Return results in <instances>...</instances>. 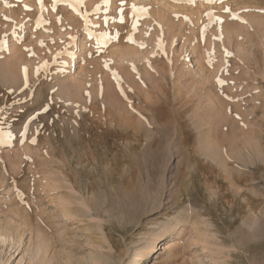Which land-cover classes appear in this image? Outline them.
I'll return each mask as SVG.
<instances>
[{"label": "rangeland", "instance_id": "1", "mask_svg": "<svg viewBox=\"0 0 264 264\" xmlns=\"http://www.w3.org/2000/svg\"><path fill=\"white\" fill-rule=\"evenodd\" d=\"M52 4L0 0V264H264V0Z\"/></svg>", "mask_w": 264, "mask_h": 264}, {"label": "snow or ice", "instance_id": "2", "mask_svg": "<svg viewBox=\"0 0 264 264\" xmlns=\"http://www.w3.org/2000/svg\"><path fill=\"white\" fill-rule=\"evenodd\" d=\"M37 2L40 4L41 11H43L44 10L43 0H37ZM60 2H61V0H53V4H52L53 11L55 10L56 4L60 3ZM63 2L68 3L69 7H73V8H75L76 5H82L83 4V0H63ZM173 2L174 3H176V2H187V3L191 4V3H194V0H173ZM207 2L215 3V2H217V0H207ZM220 2H222V0H220ZM104 3L107 4L108 0H104ZM121 11H122V9H121ZM147 11H148V8H146V7H137L135 4L132 5V13H133V17H134V19L132 20L133 30H135L138 27L137 21L139 19V15L146 13ZM225 11H229V9L225 8ZM86 15L87 14H85V23H87ZM207 15H211V13H207ZM41 20H42V18H41ZM41 20L37 21V25H36L37 27L40 26ZM121 20H123V17H121ZM91 35H92V33H89V36H91ZM109 39H111V38L108 36L107 32L100 33L98 36V39H97V43H96L97 50H100L102 47H106L105 42ZM128 40L132 41V37L129 36ZM141 47H144V45H141ZM57 55H59V53ZM68 55L72 56L74 54L70 52V53H68ZM23 71L26 73L27 69L25 68V69H23ZM218 82L220 84L225 83V81H222V80H218ZM33 119H34V117H33ZM25 130H26V126H25ZM7 137L9 139H11V133L10 132L7 133ZM33 143H35V141H33Z\"/></svg>", "mask_w": 264, "mask_h": 264}, {"label": "bare ground", "instance_id": "3", "mask_svg": "<svg viewBox=\"0 0 264 264\" xmlns=\"http://www.w3.org/2000/svg\"><path fill=\"white\" fill-rule=\"evenodd\" d=\"M193 52H194V49L192 50ZM142 110V109H141ZM140 111V110H139ZM154 113V112H153ZM133 115V114H132ZM152 115V114H151ZM131 116V115H130ZM139 117V116H138ZM125 118V117H124ZM137 118V117H136ZM127 119V118H126ZM138 119V118H137ZM151 119V118H150ZM130 119H128V121H129ZM143 120V119H142ZM141 121V120H140ZM152 121V120H151ZM110 122H112V121H110ZM136 123V122H135ZM139 123V122H138ZM140 123H142V122H140ZM143 124V123H142ZM118 126V125H117ZM139 126H141L140 124H139ZM181 127V126H180ZM109 128V127H108ZM145 128V127H144ZM148 130V129H147ZM136 131V130H135ZM138 131V130H137ZM175 131V130H174ZM173 131V132H174ZM122 132V131H121ZM151 132V131H150ZM134 134V133H133ZM140 134V133H139ZM131 136V135H130ZM133 136V135H132ZM120 137V136H119ZM137 137V136H136ZM159 138V137H158ZM179 138V137H178ZM183 138V137H182ZM108 139V138H107ZM133 140V139H132ZM146 140V139H145ZM159 140V139H158ZM160 141V140H159ZM182 142V141H181ZM94 144V143H93ZM146 145V144H145ZM149 145H150V143H149ZM95 146V145H94ZM98 146H100V145H98ZM101 147V146H100ZM148 148V147H147ZM146 150V149H145ZM128 151V150H127ZM147 153V152H146ZM137 154V153H136ZM96 155V154H95ZM135 155V154H134ZM97 156V155H96ZM101 157H102V155H100ZM211 156V155H210ZM100 157V158H101ZM129 157V156H128ZM207 157V156H206ZM134 158V157H133ZM210 158V157H209ZM100 160V159H99ZM243 160V159H242ZM80 163V162H79ZM186 172V171H185ZM150 187V186H149ZM149 189V188H148ZM179 191V190H178ZM176 197V196H175ZM187 199V198H186ZM175 200V199H174ZM181 206V205H180ZM188 208V207H187ZM187 210V209H186ZM202 216V215H201ZM200 217V216H199ZM203 222V221H202ZM203 224V223H202ZM205 224V223H204ZM173 234H176V232L174 231V232H171L170 233V235H173ZM160 235V234H159ZM155 236H157V235H155ZM155 243V242H154ZM154 243H150V248L149 247H147V248H149L146 252H145V254H144V257H147L149 254H150V252H151V250L155 247V244ZM146 259V258H145Z\"/></svg>", "mask_w": 264, "mask_h": 264}]
</instances>
